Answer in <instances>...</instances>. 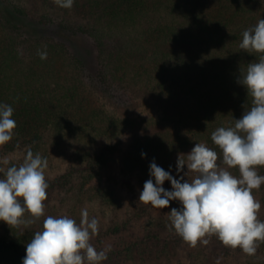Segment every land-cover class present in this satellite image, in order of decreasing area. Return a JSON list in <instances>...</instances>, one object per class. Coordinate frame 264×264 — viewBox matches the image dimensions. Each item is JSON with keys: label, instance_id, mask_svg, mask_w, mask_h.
<instances>
[{"label": "trees", "instance_id": "trees-1", "mask_svg": "<svg viewBox=\"0 0 264 264\" xmlns=\"http://www.w3.org/2000/svg\"><path fill=\"white\" fill-rule=\"evenodd\" d=\"M260 19L264 0H74L70 9L54 0H0V103L14 108L17 123L0 146V177L29 147L46 158V211L79 223L86 205L102 208L90 241L107 253L101 264H264L259 241L254 255L214 235L184 251L190 245L168 218L179 201L165 209L139 202L150 164L179 179L188 169L178 174V155L196 143L217 151L227 167L211 133L234 126L245 111L248 93L238 80L258 54L239 43ZM81 35L94 39V64L75 52ZM99 88L120 102L121 89L143 94L159 111L118 116L102 105ZM257 171L264 175V167ZM163 187L172 190L170 181ZM253 195L264 221V184ZM36 231L0 221V264H22Z\"/></svg>", "mask_w": 264, "mask_h": 264}, {"label": "clouds", "instance_id": "clouds-1", "mask_svg": "<svg viewBox=\"0 0 264 264\" xmlns=\"http://www.w3.org/2000/svg\"><path fill=\"white\" fill-rule=\"evenodd\" d=\"M54 3L70 9L74 0ZM239 48L258 54V61L241 69L238 82L248 93L242 117L235 119L234 126H221L211 133L227 167L218 164L217 151L196 143L188 154L178 155V174L184 173L185 166L188 169L179 179L154 161L150 164L152 179L144 183L139 202L165 209L171 201H179L181 207L168 212L169 227L191 247L198 242L207 245L205 237L214 235L224 246L254 255L257 242H264V221L258 219L262 205L253 195L264 184V175L257 171L264 167V19L242 32ZM39 55L47 59L46 52ZM13 114L11 105L0 103V146L15 135ZM47 168L48 160L30 147L19 166L7 168L0 177V221L27 228L45 215ZM229 169H238L239 176ZM189 173L196 174L191 181L184 179ZM165 181L171 182L172 190L163 187ZM26 214L31 219H25ZM98 233L99 221L90 219L86 208L81 210L79 223L68 216L48 215L27 243L22 264H101L107 253L97 251L90 242Z\"/></svg>", "mask_w": 264, "mask_h": 264}, {"label": "rangeland", "instance_id": "rangeland-1", "mask_svg": "<svg viewBox=\"0 0 264 264\" xmlns=\"http://www.w3.org/2000/svg\"><path fill=\"white\" fill-rule=\"evenodd\" d=\"M76 42L77 44L74 47L75 52H77V54L82 56L86 60L87 63L94 64L98 56V49L94 42V39L88 35H81L77 37ZM122 43H124V41H122ZM166 46H167L166 48H169V47H172V44H168ZM109 49L111 50V47L108 44L106 48V53L110 52ZM63 66H64L63 72H65V69L68 68L69 64H65ZM119 92L121 94V97H123L122 102L117 100L112 95L110 96L109 94L105 93V91H103L102 89L100 88L99 90L97 89V95L100 96V101L102 102V105H105V107L110 112H113L118 116L123 117L124 115H128V116L143 117V116L150 115L152 113H157L159 111V105H156V104L154 105V102L145 101L143 99V94L134 93L132 91L123 92V89H121ZM126 99L130 100V102H126ZM126 134L129 135L128 133ZM7 158L9 159L16 158V156L9 155ZM64 168L65 167H62L61 165L59 168L55 170L57 172H54L53 175L64 171ZM85 208L89 212L90 219L95 217V215H97L98 213L102 211V208L97 203L86 205L84 209ZM48 214L51 215L50 212L45 210V215L40 217L34 224L30 226V228L41 230L43 220L47 217ZM80 216H81V213H80ZM25 219H31V217L28 214H26ZM192 248L193 247L190 246V248H186L184 249V251H187L188 249L193 250L194 248L193 249ZM218 264H226V262L222 259H219Z\"/></svg>", "mask_w": 264, "mask_h": 264}]
</instances>
